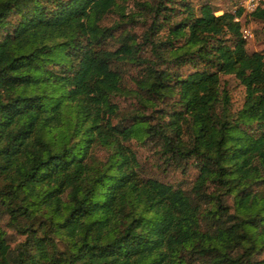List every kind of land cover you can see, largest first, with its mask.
I'll return each mask as SVG.
<instances>
[{
    "label": "trees",
    "instance_id": "1",
    "mask_svg": "<svg viewBox=\"0 0 264 264\" xmlns=\"http://www.w3.org/2000/svg\"><path fill=\"white\" fill-rule=\"evenodd\" d=\"M126 1L0 0V264H264V55L242 9L142 4L147 58L101 25ZM125 64L138 108L123 114ZM220 75L243 87L235 111ZM130 139L192 165L191 186L141 175Z\"/></svg>",
    "mask_w": 264,
    "mask_h": 264
},
{
    "label": "rangeland",
    "instance_id": "2",
    "mask_svg": "<svg viewBox=\"0 0 264 264\" xmlns=\"http://www.w3.org/2000/svg\"><path fill=\"white\" fill-rule=\"evenodd\" d=\"M193 8L197 9L201 4H208L214 14H220L223 11L234 12L238 7L239 0H184ZM155 0H127L122 6V11H112L105 15L101 21L102 26H114L113 35L116 38L119 34L129 33L134 37L136 42L141 44L142 35L149 24V15L146 8L142 4H152ZM241 22L242 36L245 39V48L248 52L258 51L264 55V19L254 20L243 13L239 17ZM160 35L165 32L160 31ZM109 48L113 49L117 43L109 41ZM140 54L145 57H150L149 46L147 43L141 44ZM169 70L178 72L184 75L191 71L190 65L175 67L168 65ZM138 72V66L133 64H125L123 67L122 84L123 91L114 97L121 112L130 113L133 108H138L136 102L130 97L128 89H134L132 77ZM221 86L229 94V103L231 111L237 110L243 100V87L231 75H220ZM145 114L151 115L150 108L145 110ZM150 118V117H149ZM148 118V119H149ZM129 147L135 152L137 161V170L144 177H153L160 181L170 183L182 188H189L196 175V169L192 165H187L183 171L164 165L161 159L156 155L154 148L157 145L153 142L138 143L135 139H130ZM98 158H103L102 151L96 153ZM3 230L6 234V240L10 247H13L19 242L22 237L13 229L3 225Z\"/></svg>",
    "mask_w": 264,
    "mask_h": 264
},
{
    "label": "built area",
    "instance_id": "3",
    "mask_svg": "<svg viewBox=\"0 0 264 264\" xmlns=\"http://www.w3.org/2000/svg\"><path fill=\"white\" fill-rule=\"evenodd\" d=\"M264 0H239L238 7L242 9L243 13L252 12ZM238 18H235L237 20Z\"/></svg>",
    "mask_w": 264,
    "mask_h": 264
}]
</instances>
